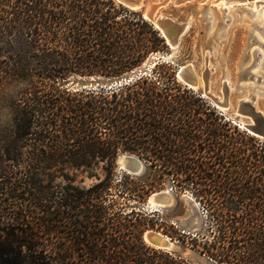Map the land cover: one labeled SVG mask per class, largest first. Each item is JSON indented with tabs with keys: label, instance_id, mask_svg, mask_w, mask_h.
Instances as JSON below:
<instances>
[{
	"label": "trees",
	"instance_id": "obj_1",
	"mask_svg": "<svg viewBox=\"0 0 264 264\" xmlns=\"http://www.w3.org/2000/svg\"><path fill=\"white\" fill-rule=\"evenodd\" d=\"M165 49L153 24L115 0H0V86L20 84L5 153L28 159L0 173V200L18 201L0 205V264H197L145 243L157 215L127 211L109 176L87 188L41 185L64 171L39 167L90 168L93 158L67 154L83 150L108 169L121 150L159 170L126 187L132 197L165 175L191 187L207 234L175 240L207 264H264V143L179 82L173 63L143 67ZM73 75L133 79L95 94L66 87Z\"/></svg>",
	"mask_w": 264,
	"mask_h": 264
},
{
	"label": "rangeland",
	"instance_id": "obj_2",
	"mask_svg": "<svg viewBox=\"0 0 264 264\" xmlns=\"http://www.w3.org/2000/svg\"><path fill=\"white\" fill-rule=\"evenodd\" d=\"M221 1L211 4L210 0H207L204 3H199L198 0H193L188 1L179 7H173L171 2H169L166 6L160 8L157 11V14L161 15L162 17H170L179 23L189 20L190 25L188 30L181 38L177 49L172 50L167 45V49L164 51L153 53L143 67L146 69L152 68L154 65L152 66L151 62H154L159 58L160 61L171 62L176 68L177 80L184 85L181 79L177 76V71L180 66H183L187 63L193 64L195 74L197 75L198 80H201L199 82L198 88L189 89L199 94L211 106H213L224 117V120H229L231 127H236L238 131L242 132L244 130L237 127L234 124V121L238 120V118L245 121H247V119L244 116L238 114L237 101L241 98L243 99L247 93L248 95L250 94L249 97L251 98L260 92L258 91V88H262V86H264V63L261 66L263 69L259 73L258 69L260 66L258 64L262 62V57L257 52L253 55L254 62L251 64L252 66H243V64H245L247 61L248 48L251 46L250 36L253 35L252 33L255 31L259 32L260 34L262 31H258L252 27V23H250L251 16L246 11V9L249 8L244 7L242 3L233 2L230 3V5H227L232 6L233 8L227 12H224L217 7ZM237 7L238 9H236ZM134 11L139 12L142 16L145 12H149L146 6H142L141 8ZM254 45L255 46L253 48L257 49L256 47L258 46L264 50V45H260L258 43H254ZM249 66V72L255 73L257 71L255 78L260 77V81H256L255 78L240 80L241 71ZM203 74H207L208 92L211 95L219 97L220 100H222L223 97L222 89L224 83H227V85L230 87L228 95L229 106L226 111L217 108L211 102L209 97L203 94ZM115 82L116 81L114 80L109 81L103 79L100 76L73 75L70 76L64 84L66 87L68 86V88L73 92L91 91L96 94L101 88L109 89L108 85H111ZM252 83L254 85L256 84L255 87H257V89L255 92H253L249 86H242ZM80 84L90 85L93 87V89H82ZM100 86L101 88H99ZM19 89L20 84L13 81H8L0 86V173H3V171H22L23 166L28 162L27 159V162L25 161V163H23L22 160L25 158V156L23 159L15 161L12 158L10 159L5 153L6 147H11L12 145L6 136L10 132L13 116L18 104V100L20 99ZM255 104L258 108H263V93L259 96L257 95ZM259 141L264 143V140L259 139ZM44 151L50 155L49 150L44 149ZM74 153L78 155L84 154L89 158H93L92 166L90 168H73L64 165L50 169L39 167L38 171H64L61 175L55 174L53 176L48 175L40 177L39 180L42 181L41 185L43 187L50 188L56 186L60 188L66 184H70L79 188H87L91 184L97 182L96 178L104 179L105 177L109 176L111 180L112 193L114 195L121 196L120 202L124 204V207L127 211L130 209H135L136 211H143L147 214L155 212L154 214L157 215L155 218L157 223L156 227H147L145 229L142 236L143 241L144 234L146 232H157L175 241L179 246L177 251L166 252L177 254L193 263L203 264L201 262L199 263L197 261L187 259L185 256H183V252L187 253L192 251L197 254L198 252L190 248V246H182L175 240L177 236L176 233H179V231L182 232L179 221L184 220L187 217V214L192 211V208L200 217L198 230L194 234H207L206 229L208 220L205 218V212L203 211L202 207L193 197V190L191 187H184L181 189L177 186L173 176L165 175L159 179V181L157 180V183L153 188L148 189L147 187L146 192L143 196H141V198L136 196L132 197L128 194V191H126L125 188H138L139 182L141 181H143L145 184L155 182L157 177L155 178L151 171L159 170L150 169L144 160L140 159L134 154L122 152L121 150H118L114 158L112 169H108L105 162H100L97 158L98 154L95 155V151L93 152V150L71 151L67 154L70 155ZM125 155H133L140 161L142 168L138 175H127V173L124 172L125 170L120 168L119 158ZM11 164L16 165L15 169H11ZM105 171L112 172L108 175ZM123 175L129 177L127 180L128 186L119 183V180ZM0 180H2L1 177ZM163 191L169 193L173 199V202L170 205L156 207L155 204L149 202L150 196L152 194ZM42 193L45 194V190L42 191ZM17 202H14L13 200L2 202L0 200V205L2 206L7 203L16 204ZM1 241H3V237Z\"/></svg>",
	"mask_w": 264,
	"mask_h": 264
},
{
	"label": "water",
	"instance_id": "obj_3",
	"mask_svg": "<svg viewBox=\"0 0 264 264\" xmlns=\"http://www.w3.org/2000/svg\"><path fill=\"white\" fill-rule=\"evenodd\" d=\"M117 3L121 4L122 6L130 9V10H137L141 8L142 6H146L148 8L149 14L152 16L151 18L154 19V22H151L153 26L159 31L161 36L165 39L166 44L168 47L172 50L177 49L180 43L181 38L185 34V24L179 23L174 21L170 17H160L159 14H157V11L166 6L171 0H115ZM175 3H178L181 0H173ZM184 1H193V0H184ZM205 0H198L199 3H203ZM240 3H245L250 0H235ZM256 1V4H264V0H252ZM144 18V17H143ZM145 19V18H144ZM147 20V19H145ZM150 22V21H149ZM255 36H250V43L254 44L257 43ZM250 44V45H251ZM257 52V49H254L253 54ZM157 61H160V58L157 59L154 62H151V65L153 66ZM252 66V65H251ZM250 66L245 68L241 71L240 80H246V79H253L255 78V74L249 72ZM177 76L181 79V81L186 85L188 88L194 89L199 87V80L197 75L195 74V70L193 67V64L187 63L183 66H180L177 71ZM203 94L211 100V102L217 107V108H228L229 106V89L230 87L227 85V83H224L222 93L223 97L222 100H219V98L215 95H211L208 92V78L207 74H203ZM133 79V76H129L127 78L121 79L119 81H116L115 83H112L111 85H108V88H111L112 86H119L123 83H126ZM256 81H260V77L255 78ZM243 87H248V85H242ZM80 87L82 89L91 90L93 87L90 85L80 84ZM101 88V86L99 87ZM253 92L257 89V87L251 88ZM259 93L252 96L250 99H240L237 103V111L240 115L244 116L247 119V123L243 126V130L246 131L248 134L257 137L258 139L264 140V106L262 109L258 108L255 104L257 95H261L264 93V88H258ZM235 124V123H234ZM236 125V124H235ZM239 127L238 125H236ZM124 164H125V171L127 174L131 175H138L141 171L142 165L140 161L134 157L133 155H126L124 158ZM157 201L161 206H167L169 204L168 199L163 197V195L159 196L157 198ZM156 207H159L156 205ZM200 223V217L196 214L195 210L192 208V211H190L187 214V217L184 220H180L179 224L181 225L180 228L183 232L187 233H196L198 230V226ZM144 241L149 244L152 247H155L157 249H161L164 251H177L179 249V246L177 243L171 239L168 238V240H165V236L154 232L149 231L147 235H144ZM187 259H191L197 262L205 263L207 264L206 259L192 251L190 252H183Z\"/></svg>",
	"mask_w": 264,
	"mask_h": 264
},
{
	"label": "bare ground",
	"instance_id": "obj_4",
	"mask_svg": "<svg viewBox=\"0 0 264 264\" xmlns=\"http://www.w3.org/2000/svg\"><path fill=\"white\" fill-rule=\"evenodd\" d=\"M207 0H205L204 2H206ZM219 1H221V0H210V3L211 4H213V3H217V2H219ZM186 2H188V1H184V0H181V1H179L178 3H175L173 0H171V4H172V6L173 7H179L180 5H183V4H185ZM203 2V3H204ZM233 2H237V1H235V0H223V1H221L218 5H217V7L219 8V9H221V11H224V12H227V11H229V10H231L233 7L232 6H227V5H230V3H233ZM237 3H240V2H237ZM243 5H244V7H247V8H249V9H246V11L249 13V15L251 16V18H250V23H252L251 25H252V27H254L255 29H257L258 31H262L261 32V34L259 33V32H254V33H252L253 34V36H255V38H256V40L258 41L257 43L258 44H260V45H264V4H256V1H247V2H245V3H242ZM236 9H238V7L236 8ZM238 11H240V10H238ZM143 17L145 18V19H147V21H150V23L151 22H154L155 20L154 19H152L151 17V15L149 14V12L148 13H144L143 14ZM160 17H161V15H160ZM184 24H185V32L188 30V28H189V25H190V21L189 20H187V21H184L183 22ZM255 45L254 44H251V46L248 48V56H247V61L245 62V64H243V66L244 65H246V66H248V65H251V64H253V62H254V54H253V51H254V49L255 48H253ZM257 48V53L262 57V62H260L258 65L260 66V68L258 69L259 70V73L262 71V65H263V63H264V50H262V48H260V47H256ZM256 53V52H255ZM253 60V61H252ZM252 61V62H251ZM245 67V66H244ZM254 73V72H253ZM257 73V71L254 73V74H256ZM200 80L201 79H199V82H200ZM264 83V82H263ZM251 85V86H250ZM256 85V84H255ZM253 83L252 84H249L248 86L249 87H254L255 86ZM262 88H264V86H262ZM264 94V93H263ZM250 95V94H249ZM249 95H248V93L245 95V97H243V99H245V100H248L250 97H249ZM219 98V97H218ZM242 99V98H241ZM220 100V99H219ZM239 101V100H238ZM237 101V102H238ZM221 110H223V111H226L228 108H220ZM239 114V113H238ZM240 115V114H239ZM234 123L236 124V125H238L239 126V128L240 129H243V126L247 123V121H245V120H243V119H239L238 118V120H235L234 121ZM126 156V155H125ZM125 156H123V157H120L119 158V166H120V168L121 169H123V170H125L126 169V167H125V162H124V158H125ZM161 195H163V197H165L166 199H168V201H169V204L168 205H170L172 202H173V199L171 198V196H170V194L169 193H167V192H165V191H163V192H158V193H155V194H152L151 196H150V199H149V202L150 203H153V204H155V205H158L159 207L161 206V204H159V202L157 201V198L159 197V196H161ZM157 210H159V209H157ZM147 233L148 232H146L144 235L146 236L147 235ZM165 240H168V238L167 237H165Z\"/></svg>",
	"mask_w": 264,
	"mask_h": 264
}]
</instances>
